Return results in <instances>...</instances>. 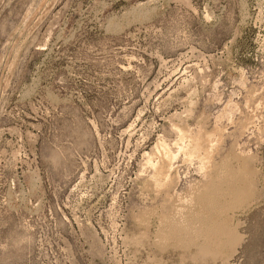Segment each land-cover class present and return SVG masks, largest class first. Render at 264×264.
<instances>
[{"label": "rangeland", "instance_id": "374dc122", "mask_svg": "<svg viewBox=\"0 0 264 264\" xmlns=\"http://www.w3.org/2000/svg\"><path fill=\"white\" fill-rule=\"evenodd\" d=\"M0 264H264V0H0Z\"/></svg>", "mask_w": 264, "mask_h": 264}, {"label": "bare ground", "instance_id": "6f19581e", "mask_svg": "<svg viewBox=\"0 0 264 264\" xmlns=\"http://www.w3.org/2000/svg\"><path fill=\"white\" fill-rule=\"evenodd\" d=\"M212 136V135H211ZM182 137V136H181ZM202 138V137H201ZM205 139V138H204ZM182 140V139H181ZM194 140V139H193ZM198 140L199 139H197L196 140V142L195 141H193L194 142V147L192 146V148H196V149H199V148H201V147H203L202 149H203V151H201V152H204V155H203V157H202V159H200V160H202V162L204 163V162H207L209 159H210V152H209V150H210V140H206V141H204V143L203 144H200V142H198ZM202 140V139H201ZM217 140H219V139H217ZM200 141V140H199ZM212 141V140H211ZM217 142V141H216ZM163 143V142H162ZM162 143H160V144H162ZM213 144V143H212ZM156 145V144H155ZM162 145H164V144H162ZM160 146V147H162L164 150H163V153H161L162 151V149L160 150L161 152H159L158 151V153H160V154H163V156H164V158L163 159H165V161H163V162H166V164H168L169 163V161L171 162V160H172V154L170 155L169 153L170 152H167V150H168V148L167 147H165V146ZM216 145H217V143H216ZM158 146H159V144H158ZM191 146V145H190ZM214 146V145H213ZM160 147H159V149H160ZM167 149L166 151H165V148ZM157 148V147H156ZM191 148V149H192ZM158 149V148H157ZM212 149V148H211ZM169 151V150H168ZM190 151V150H189ZM214 151V150H213ZM212 151V152H213ZM194 152V151H193ZM196 152H197V150H196ZM198 153V152H197ZM197 153H196V155H197ZM189 155H190V153H189ZM193 155H195V154H193ZM159 156V155H158ZM162 156V157H163ZM191 156H192V152H191ZM170 157H171V159H170ZM197 157H198V155H197ZM200 157V156H199ZM188 158V157H187ZM146 160H148V159H146ZM150 161V160H149ZM161 161H162V158H161ZM151 162V161H150ZM152 164V163H151ZM153 165V164H152ZM158 165V164H157ZM159 167V166H158ZM164 168L165 167H159V168H155L156 169V175H159V174H164L165 173V171H164ZM167 169H168V167H167ZM153 170V169H152ZM158 170V171H157ZM168 171V170H167ZM166 171V174H169L168 172ZM168 176L166 175V178H167ZM157 178H158V176H157ZM163 178H165V177H163ZM162 180V179H161ZM163 180H165V179H163ZM162 180V181H163ZM224 180V179H223ZM153 181V180H152ZM166 181V180H165ZM212 181V180H211ZM222 181V180H221ZM221 181H216L215 182V184H213V186L211 187H209L208 188V191H207V193H205L204 194V196H203V198L201 199H199V200H197V207H198V209H199V211H200V213L202 214V217H201V219L199 220V222H198V224H199V226L198 227H195V225H193L192 223H189V226H191L190 228H191V231H193L192 233H197V232H201L202 234H204V235H207V234H213V232H214V228L215 227H218V226H220V224H223V222L222 223H220V218H219V216H218V214H217V212H214V210H219L220 209V204H219V199H220V197H222L224 194H225V190L222 188V183H221ZM224 182V181H223ZM162 183V182H161ZM157 185V184H156ZM207 186V185H206ZM250 188V187H249ZM228 190L231 192L232 191V189H231V187H229L228 188ZM240 190V189H239ZM247 190V189H246ZM242 191V190H241ZM240 191V192H241ZM248 191V190H247ZM243 192H245L244 190H243ZM243 192H241V194L243 193ZM197 193V192H196ZM239 193V192H238ZM237 193V194H238ZM236 194V195H237ZM235 195V194H234ZM244 195H246L245 193H244ZM243 195V196H244ZM238 196H239V194H238ZM192 197V196H191ZM245 197V196H244ZM226 200V199H225ZM224 211V210H223ZM184 217V216H183ZM194 220V219H193ZM192 220V221H193ZM197 220V219H196ZM185 225V224H184ZM206 225V228H205V230L203 229V227ZM209 227V228H208ZM211 227H214V228H211Z\"/></svg>", "mask_w": 264, "mask_h": 264}]
</instances>
